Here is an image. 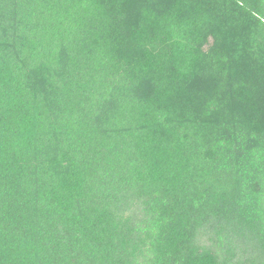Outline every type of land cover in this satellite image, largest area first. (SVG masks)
I'll return each mask as SVG.
<instances>
[{
    "label": "trees",
    "instance_id": "obj_1",
    "mask_svg": "<svg viewBox=\"0 0 264 264\" xmlns=\"http://www.w3.org/2000/svg\"><path fill=\"white\" fill-rule=\"evenodd\" d=\"M0 264H264V0H0Z\"/></svg>",
    "mask_w": 264,
    "mask_h": 264
}]
</instances>
